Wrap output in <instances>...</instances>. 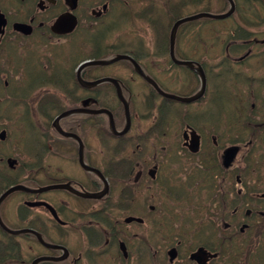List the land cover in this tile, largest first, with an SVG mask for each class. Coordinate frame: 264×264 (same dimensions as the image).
I'll return each instance as SVG.
<instances>
[{
	"label": "flooded vegetation",
	"instance_id": "obj_1",
	"mask_svg": "<svg viewBox=\"0 0 264 264\" xmlns=\"http://www.w3.org/2000/svg\"><path fill=\"white\" fill-rule=\"evenodd\" d=\"M263 1L232 0L235 14L242 11L253 28L244 30L242 45H262ZM213 7L229 10L231 4L0 0L5 19L0 37V264H169L167 250L173 246L166 234L183 229L221 237L191 251L199 252L192 264H229L230 240L264 219V192L256 193L255 177L244 179L246 147L236 135L242 123L238 130L229 123L219 142L216 123L227 115L215 120L211 101L208 113H198L197 102L175 105L163 99L133 64L163 91L194 95L198 57L212 59L215 52L199 50L196 22L178 28L172 51L170 31L183 11ZM227 37L225 48L216 52L226 66L249 70L252 62L260 63L264 52L233 49L240 45L230 41V25ZM171 54L193 67L176 64ZM114 58L121 59L82 66L87 59ZM101 79L116 80L129 106L124 135L108 132L107 115L95 114L108 110L118 132L125 126L117 87L109 82L91 86ZM4 101L10 103L9 118L1 109ZM142 139L143 144H127ZM111 141L120 144L103 145ZM15 185L29 190L1 199ZM190 215L209 217V227L185 222ZM5 227L30 232L18 241Z\"/></svg>",
	"mask_w": 264,
	"mask_h": 264
},
{
	"label": "rangeland",
	"instance_id": "obj_2",
	"mask_svg": "<svg viewBox=\"0 0 264 264\" xmlns=\"http://www.w3.org/2000/svg\"><path fill=\"white\" fill-rule=\"evenodd\" d=\"M199 11L200 10H197V12H199ZM188 12H194V10L193 11H185V12L183 11L182 14L185 15V13H188ZM209 12L211 14H213V15H219L222 12V10H220L218 7H213L212 9L209 10ZM263 17H264V13H263ZM215 23H217V21L212 22V20H208V22L206 24H201V23L200 24L199 23L195 24V26H196V35H197L196 37L198 38V40H200L199 48H201L203 50L204 49H214V50H216V49L222 48L225 27L221 23H218V24H215ZM263 33L264 32H262L260 35L263 36ZM256 50H260L261 52H264V45H261V47H259ZM218 60H219V58H216L215 62H218ZM258 60L259 61L261 60L260 63H258L255 66H250V69L247 72H246V68L245 67H241V68L238 69V71L246 72V74L249 75V76H245L244 77V81L251 85V87H250L251 89H253L254 86H255L254 78L255 79L262 78V77L264 78V57H260L259 56ZM211 63H213V62H211ZM254 69H256V71ZM215 84L221 85V83L219 81H217V83H215ZM241 89H243L242 93H244V95H246L247 94L246 86L243 85ZM263 98H264V96H259L258 97V99H260L259 103H262L261 107L264 109V99ZM4 102L1 105V109H2L4 117L5 118H9V116L11 114L10 103L7 101L4 104ZM203 107H204V104L201 106V109ZM5 121H6V123L8 125H12V123H13V122H11L9 120L8 121L5 120ZM10 129L12 130L13 126H11ZM144 143H147L148 145H151V142H147L146 141ZM139 144H142V143L139 142ZM185 222H187V218H185ZM187 231L188 230L183 229V230H181L180 232H177V233L185 234ZM173 234H176V233H173ZM196 235H198V234L189 232V233H187V234H185L183 236V239H185L186 241L184 240L185 245L182 248L181 258L185 259V261L188 259V255H189L188 252L191 250L190 248H195L198 245L204 244V243H200V241L196 239ZM256 242H257V240H256ZM259 242L260 243H264V240H260ZM198 243H200V244H198ZM250 244H252V245H247L245 247V249H244L245 255L240 257L239 263H241V264L244 263L245 260H246V257L250 253L256 252L260 247H262L261 245H259V243L256 244V245L254 244V242L250 243ZM231 254H232V252H231ZM184 263L185 264H192V263H188V261L184 262ZM234 264H236V263H234Z\"/></svg>",
	"mask_w": 264,
	"mask_h": 264
},
{
	"label": "water",
	"instance_id": "obj_3",
	"mask_svg": "<svg viewBox=\"0 0 264 264\" xmlns=\"http://www.w3.org/2000/svg\"><path fill=\"white\" fill-rule=\"evenodd\" d=\"M233 13V9L231 8L226 14H224V15H219V16H213V15H209V14H199V15H195V16H193V17H190V18H186V19H183V20H179V21H177L175 24H174V26H173V28H172V31H171V42L173 41V39H174V34H175V32H176V30H177V28H178V26L180 25V24H182V23H184V22H186V21H190V20H196V19H199V18H202V17H209V18H213V19H223V18H226V17H228L229 15H231ZM2 24H3V17L0 15V33H1V26H2ZM172 46H173V44H171V49H172ZM172 55V54H171ZM173 57V56H172ZM119 58H116V59H114L112 62H114V61H116V60H118ZM174 59V58H173ZM104 64H107L106 62H99V61H97V62H91V63H87L86 65H104ZM201 76H202V88H204V77H203V75L201 74ZM116 87H117V89H118V97H119V99H120V101H122V103H125V101H124V99H123V97H122V95H121V90H120V88H119V85L116 83V81H111ZM152 84L155 86V84L152 82ZM156 87V86H155ZM159 91V93L161 94V95H163V96H166V97H168V98H171V99H175V100H178V101H181V102H190L191 100H193V98H191V99H180V98H177V97H174V96H169V95H166V94H164L163 92H161L160 90H158ZM126 116L128 117V108H127V106H126ZM111 123V122H110ZM112 129H113V127H112ZM125 132V131H124ZM19 189H24L23 187H14V188H12V189H10L9 191H7V193L6 194H8V193H10V192H12V191H14V190H19ZM22 232H25V231H19V232H11L12 234H18V233H22ZM29 232V231H28ZM175 256H176V253H175V250H171L170 252H169V257H170V259L171 260H173L174 258H175ZM191 258H193V256H191Z\"/></svg>",
	"mask_w": 264,
	"mask_h": 264
}]
</instances>
